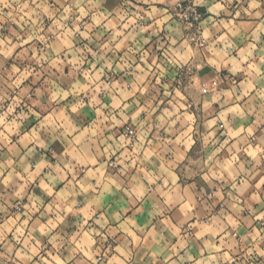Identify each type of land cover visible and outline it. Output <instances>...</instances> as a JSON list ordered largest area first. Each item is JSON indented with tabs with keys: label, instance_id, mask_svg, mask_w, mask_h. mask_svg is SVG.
Listing matches in <instances>:
<instances>
[{
	"label": "clouds",
	"instance_id": "obj_1",
	"mask_svg": "<svg viewBox=\"0 0 264 264\" xmlns=\"http://www.w3.org/2000/svg\"><path fill=\"white\" fill-rule=\"evenodd\" d=\"M0 264H264V0H0Z\"/></svg>",
	"mask_w": 264,
	"mask_h": 264
}]
</instances>
